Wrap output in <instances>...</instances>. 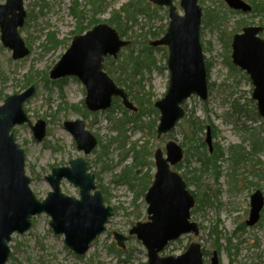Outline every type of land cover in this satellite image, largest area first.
Returning <instances> with one entry per match:
<instances>
[{
  "label": "rangeland",
  "instance_id": "rangeland-1",
  "mask_svg": "<svg viewBox=\"0 0 264 264\" xmlns=\"http://www.w3.org/2000/svg\"><path fill=\"white\" fill-rule=\"evenodd\" d=\"M73 1L24 0L27 10L26 22H28L20 28V34L29 47L30 53L23 58H13L12 49L2 42L0 29V105L9 95L18 94L31 85L35 86L34 94L24 102V111L33 125L38 120L46 122V135L38 141L26 122L16 125L12 131L17 142L25 150L26 173L31 179V188L38 199H44L51 190L46 176L54 167L68 165L71 159L83 157L88 162L90 171L96 176L97 186L100 183L106 190L105 202L113 208L114 214L110 217L106 231L95 239L88 252L79 256L67 247L64 235L53 231L50 226V216L46 213L38 214L32 218V225L26 232L12 235L10 258L6 264H146L148 261L146 246L135 234H130V229L137 222L148 221L146 193L141 194L140 180L129 184L126 179L118 176L125 167L135 163V153L131 151V146L136 142L137 149L141 150L145 147L150 153L146 159L148 163L140 170L137 168L138 177L143 176L145 181L147 177L144 174L150 173L153 180L156 172L155 150L161 148L166 153L165 146L169 139L176 141L184 150V159L174 165L173 169L184 178L188 188L192 192L200 193L199 196L204 200L197 210H195L196 202L191 215V220L199 224L200 233L183 235L170 243L162 255H179L192 241L197 240L209 251V256L204 257V264H210L216 249L213 248L212 239L214 238L208 236V233L210 234L211 228L217 226V230L222 235L221 243L223 244L221 252H218L221 264H264V208L257 224L248 226L246 223L249 217L251 195L259 188L264 192V179L243 172L245 168L241 166L237 169L239 175L235 176L233 163L228 158L230 147L243 144L247 149L251 148L253 131L264 137V119L262 117L253 121L242 118V122H245L248 129H242L241 122L234 124L226 120L232 100L238 99L242 102L251 98L253 91V84L248 74L235 65L236 69H231L229 65L226 46L228 36L233 26H238L237 21H247L245 25L264 26L259 23L262 20L264 22V18L252 16L250 13H231L224 0H222L223 3L220 0H199L203 13L208 7H217L222 15L219 20L214 21L217 23L206 26L202 23L201 27V42L205 60L209 64L208 78L211 85L209 98L203 101L197 95H192L184 103L186 116L194 112L196 116L213 122L217 128L216 136L212 141L214 145L218 144L224 148L225 156L218 162L220 169L209 171L201 167L198 156L191 157L190 160L185 159L188 146L183 145L186 141L180 124L171 134L157 136L160 112L158 117L156 114L147 112L142 114V120L146 123L156 119L150 131L147 127L135 128L134 124L130 123L127 129L128 143L125 149L121 148L117 141L112 142L113 137L118 136V132L112 128L114 121L119 122L126 117L119 107V104H122L121 99L119 104H114L113 101L112 106L107 110L92 112L86 107V88L80 79L73 76L52 80L49 75L50 70L69 48L73 37L80 34L76 31L86 26H90L88 28L90 29L94 26L90 25L91 21L99 20L98 23H107L117 29L122 39L131 42L132 39L137 40L136 44L130 43V47L120 50L118 57L114 59L115 71L108 74L126 92L131 87L134 91H132L133 95L143 97L142 105L145 109L150 106V102L154 103L162 98L168 89L169 70L167 68L168 52H166L168 48L154 47L152 68L142 69L143 74L127 80V85L125 81H122L124 75L120 70H122L121 67H125L127 71H130L131 67L126 64L125 58L128 59L131 55L142 57L141 49L166 32L170 20L169 8L158 6L150 0H108L104 9L102 8L103 10L95 15L91 0H77L84 12V20L79 25V21L71 11ZM173 1L178 12L183 14L180 0ZM4 2L5 0H0V3ZM141 4L142 6L148 4L151 9H156V12L149 17L138 9ZM132 6H136L135 10L139 15L137 22L126 31L124 27L131 25L124 21L126 12L123 8H132ZM115 10L122 13L118 24L123 26L121 28L124 34L127 33L126 36L121 35L116 24L108 23ZM29 14L30 20H28ZM245 25L241 26L240 31ZM149 31L163 34L155 38L149 35ZM49 33H54V43L48 42ZM142 34H147L148 39L139 38ZM131 51H133L132 54ZM231 53L232 48L229 54L232 61ZM28 79H32V82L29 83ZM129 98L135 106L140 108L139 99ZM122 106L129 115L135 112L123 104ZM79 118L85 120L87 128L98 137V142H101L95 149L96 152L94 150L91 154H84L83 151H79L74 136L64 127L65 121H74ZM183 121L184 119L181 122ZM200 135L205 141L206 130ZM126 150L130 151L128 155L125 154ZM260 157L264 162V153ZM220 171H222L221 175ZM196 174L200 175L199 185L190 182ZM61 190L65 194L79 196V189L67 180L62 182ZM208 194L213 197L211 203L207 198ZM241 229L244 231L234 236L235 232ZM114 232L127 237L125 248L120 254L111 249V246L120 248ZM211 236L216 237V234ZM207 238L208 241H206ZM229 238L232 239L231 243L228 241ZM225 246L231 247L226 250Z\"/></svg>",
  "mask_w": 264,
  "mask_h": 264
},
{
  "label": "water",
  "instance_id": "water-1",
  "mask_svg": "<svg viewBox=\"0 0 264 264\" xmlns=\"http://www.w3.org/2000/svg\"><path fill=\"white\" fill-rule=\"evenodd\" d=\"M156 5L169 8V25L166 33L151 42L154 46H168L167 66L169 86L166 94L155 102L160 112L157 136L171 132L186 115L185 101L192 95L203 101L209 98L208 72L201 42L203 9L199 0H180L184 10L181 14L173 0H150ZM236 10L251 11L245 0H224ZM27 11L24 0H5L0 3L1 39L12 49L14 59L30 53L21 37L19 28L25 23ZM262 26L249 25L236 33L232 39V61L246 71L252 81V98L264 118V38ZM130 44L122 39L117 29L107 23H99L82 34L73 37L70 47L50 70L53 80L78 77L86 87L85 104L89 111L107 110L113 98L120 97L125 107L136 111L137 107L127 92L117 85L104 70L107 56L117 58L120 50ZM35 92L31 85L26 90L9 95L0 105V264L10 258V242L14 233H24L32 225V218L46 213L50 226L56 234L64 235L65 244L74 253L84 255L93 241L106 231L113 216V208L105 203L97 188L95 174L89 171L83 157L70 160L68 165L54 167L46 176L51 186L47 196L40 200L31 188V179L26 173L25 150L17 142L12 129L28 123L34 137L41 141L46 135V122L38 120L34 125L24 111V102ZM64 127L74 136L77 148L90 154L98 145V138L86 127L83 119L65 121ZM206 143L213 150L211 127L208 126ZM155 150L156 172L145 194L148 204L147 222H137L130 229L146 246L148 264H203V247L199 241L189 244L179 255H162L170 242L185 234L200 233L198 223L191 220L195 206L194 195L184 178L172 167L184 158V150L173 139ZM67 180L79 189V196L62 192V182ZM264 208V193L257 189L251 195L248 226L261 218ZM117 244L125 248L126 236L114 232ZM211 264H220L215 250Z\"/></svg>",
  "mask_w": 264,
  "mask_h": 264
},
{
  "label": "trees",
  "instance_id": "trees-1",
  "mask_svg": "<svg viewBox=\"0 0 264 264\" xmlns=\"http://www.w3.org/2000/svg\"><path fill=\"white\" fill-rule=\"evenodd\" d=\"M92 1V7H93V13L95 15L98 14V12H101L104 7L106 6V3L108 0H91ZM222 2V0H220ZM248 2L252 5V11L250 12V14L252 16H260L262 19L264 18V0H248ZM223 3V2H222ZM149 4V3H148ZM146 4V6H140V8L138 7V9L142 10L143 12H145L149 17L152 16L153 12H156V9L154 8H150L149 5ZM103 8V9H102ZM136 6H132V8H123V11L126 12V20H124L127 24H130L131 26H126L124 27L126 29V31L128 29H131L132 25H134L137 22V17L139 15V13L135 10ZM231 13H242L241 11H234L232 9H228ZM71 11L73 12V15L76 16L77 20L79 21V25L81 24L82 20H84V12L82 10L81 4L77 1L74 0L73 1V7L71 8ZM141 11V12H142ZM121 11L119 10H115L112 13V17L108 20V23L110 24H116V26L118 27L121 35L126 36V34H124V31L118 23H119V17H120ZM246 14V13H245ZM248 14V13H247ZM222 15H220V10L216 7V8H211L208 7L205 9V13L203 16V23L206 25H213V23H217L214 22L215 20H219L221 18ZM224 16V15H223ZM226 18V16H225ZM31 19V15H28V20ZM28 22V21H27ZM26 22V23H27ZM98 22H100L99 20H93L91 21L90 25H96ZM238 22V26H233L232 31L230 32V35L228 36L227 42H226V46L228 49V59H229V65L231 67V69H236V67L233 65L232 61L230 60V51H231V41H232V34L236 33L238 31H240V28L242 25L247 24L248 22L241 20V21H237ZM260 24H264L263 20L259 22ZM120 26V27H119ZM90 26H86L82 29H78L76 32H80L83 33L85 30H87ZM128 28V29H127ZM165 31V29H164ZM163 31V32H164ZM161 34L163 33H159L156 31H149V35L153 36V37H159L161 36ZM49 43H54V33H49ZM143 37L144 39H148V35L147 34H142L139 36ZM132 45L137 43L136 39H132ZM131 45H129L130 47ZM165 49V48H164ZM152 50H154V47H152V45H146L144 48L141 49L142 51V57L141 56H128V59L125 58V62L126 64H128L131 68L130 71H127L125 67H121L122 70H120L121 73H123L124 75V80L122 79V81H125L126 85L128 84L127 80H131L133 79L135 76L143 74L142 69H147L150 70L152 68V65L154 63V57H153V53ZM167 52V50H166ZM133 53V51H131V54ZM114 59L111 57H107L105 59V69L111 73L114 70L113 66H115ZM207 65V69L208 68V63L206 62ZM138 69H140L138 71ZM136 71H138L137 73H135ZM141 72V73H139ZM119 79V78H118ZM28 81H30L29 83L32 82V79H28ZM120 81V82H122ZM119 82V83H120ZM209 87H211V85L209 84ZM129 91H127L129 97H131V99H139V105L140 108H138V112H134L132 114L129 115V112L122 106V104H119L118 102H120L119 98H116L114 100V104L118 103L119 107L121 110H123V112L125 113L126 117H123L122 119L119 120V122H115L114 121V127H112L113 129H115L118 132V136L113 137V141H117L118 144H120L121 148L125 149L127 143H128V135H127V129H128V125L130 123L134 124L135 128L138 127H147L150 130H152V128L154 127L155 123H156V119L152 122L146 123L142 120V114L144 113H149V114H156L157 117L159 116V112L158 110L155 108L154 103L150 102L149 99H147L151 104L148 107H145L144 109V105H142L143 103V97L136 95H133L132 93V88L129 87ZM134 92V91H133ZM117 104V105H118ZM144 109V110H143ZM113 113V111H111ZM227 121H230L234 124H238V122H241V127L242 129H248L249 127L246 126L245 122H242V118H246V119H251L253 121H257L260 119V116L258 114L257 111V107H256V103L252 98H247L244 101H239L238 99H234L231 102V109L230 111L227 113ZM111 116L109 115V118ZM143 123V124H140ZM181 126V129L184 133V140L186 142H184L183 145L188 146L187 148V154H186V160H190L191 157L194 156H198L199 161L201 162V167H205L207 168L209 171L210 170H216L220 169V165H218V162L220 160H222L224 158V153L225 150L221 145L215 144L214 145V149L213 152H210L208 150V146L205 143V141H203L202 137H201V133H203L204 130H206V128L208 126L211 127L212 129V136L215 137L216 136V126L213 122L208 121L206 118L202 119L199 116H196L193 113H191V115L187 114V116L184 118V121L179 123ZM101 143V142H99ZM110 145V144H109ZM97 150H95L96 152ZM131 151H133L135 153V163L133 165L127 166L124 168L123 172L118 176L119 178L122 179H126L128 181L129 184H132L134 181L140 180V184L142 185L141 188V194H144L146 192V190L148 189V187L151 185L152 183V175L150 173H146L144 174V176L147 177V180L144 181V177H138V171L141 169L142 166H144L145 164L148 163V161H146V159L148 158V156L150 155V153L146 150L145 147H143L141 150L137 149V143L134 142L131 146ZM129 150H126L125 154H129ZM228 153L229 156L228 158L232 161L233 163V174L235 176H238L239 174L237 173V169L239 166H241L242 168H245V170L243 172H247V173H251L252 175H256L262 179H264V162L260 159L261 154L264 153V137H262L258 132H252V139H251V148L247 149V147H245L243 144H239L233 147H230L228 149ZM99 154V153H98ZM97 154V155H98ZM252 165V169H250V166ZM137 168L139 170H137ZM219 171V170H218ZM220 171V175H221ZM96 175L98 176V174L96 173ZM243 175V174H241ZM194 178L190 179L192 183H194L195 185H199V178L200 175L196 174L195 176H193ZM217 177H220L219 175H217ZM99 178V177H98ZM236 179V178H235ZM99 180V179H98ZM142 181V182H141ZM98 188L103 192L104 194V198L106 200V190L102 187V185L100 183H98ZM199 189V187H197ZM195 198H196V202H197V207L195 208V210H197L201 204L202 201L204 199H202L198 192H193ZM207 198L209 201V203L212 202L213 197L212 195L208 194ZM194 210V211H195ZM241 228V227H238ZM240 231H244V229L238 230L235 232L234 236L237 235ZM216 234V237H213L211 235ZM210 234L208 233V236L214 238L212 239L214 241L213 244V248L216 249L219 253L221 252L222 248H223V244L221 243L222 240V235L219 233V231L217 230V226L211 228L210 230ZM206 241H208V238L206 239ZM229 243H231L232 239L229 238L228 239ZM112 250H115L118 254H120L121 252H123V249L120 248H116L115 246H111ZM226 250H229V248L231 246H225ZM209 251L206 250L204 248V255L205 257L208 255L209 256ZM147 264V263H146ZM256 264V263H253Z\"/></svg>",
  "mask_w": 264,
  "mask_h": 264
},
{
  "label": "flooded vegetation",
  "instance_id": "flooded-vegetation-1",
  "mask_svg": "<svg viewBox=\"0 0 264 264\" xmlns=\"http://www.w3.org/2000/svg\"><path fill=\"white\" fill-rule=\"evenodd\" d=\"M234 11H241V10H234ZM264 27V26H263ZM263 33H264V30H262V32H261V34H260V36L262 35L263 36ZM264 37V36H263ZM159 48H168V47H166V46H161V47H159ZM167 52H168V55H169V50L167 49ZM167 55V56H168ZM162 137V136H161Z\"/></svg>",
  "mask_w": 264,
  "mask_h": 264
}]
</instances>
